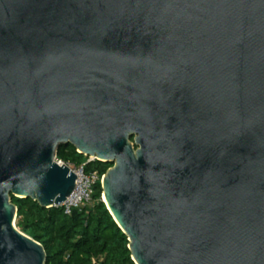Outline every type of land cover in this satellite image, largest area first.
I'll use <instances>...</instances> for the list:
<instances>
[{
    "label": "water",
    "instance_id": "1",
    "mask_svg": "<svg viewBox=\"0 0 264 264\" xmlns=\"http://www.w3.org/2000/svg\"><path fill=\"white\" fill-rule=\"evenodd\" d=\"M72 146L134 264H264V0H0V264H46Z\"/></svg>",
    "mask_w": 264,
    "mask_h": 264
},
{
    "label": "trees",
    "instance_id": "2",
    "mask_svg": "<svg viewBox=\"0 0 264 264\" xmlns=\"http://www.w3.org/2000/svg\"><path fill=\"white\" fill-rule=\"evenodd\" d=\"M58 159L75 165L87 160L71 147H62ZM111 167L96 161L87 172L103 176ZM95 189L90 205L71 216L61 207L43 209L31 199L12 198L18 208L17 228L44 246L46 264H134L127 237L102 201L101 184Z\"/></svg>",
    "mask_w": 264,
    "mask_h": 264
},
{
    "label": "built area",
    "instance_id": "3",
    "mask_svg": "<svg viewBox=\"0 0 264 264\" xmlns=\"http://www.w3.org/2000/svg\"><path fill=\"white\" fill-rule=\"evenodd\" d=\"M87 160L81 165H75L71 163H65L59 159L56 160V164L60 167H67L74 175L77 176L76 187L74 192L67 198V200L61 204V208L64 214L71 216L74 211L82 210L90 205L92 197L95 193V188L102 180V175L97 171L91 173L87 172L88 165L96 162V158L86 157Z\"/></svg>",
    "mask_w": 264,
    "mask_h": 264
},
{
    "label": "rangeland",
    "instance_id": "4",
    "mask_svg": "<svg viewBox=\"0 0 264 264\" xmlns=\"http://www.w3.org/2000/svg\"><path fill=\"white\" fill-rule=\"evenodd\" d=\"M63 147H71V148H73L72 146H63ZM82 157H84V156H82ZM84 159L86 160L87 158L86 157H84ZM95 191H96V189H95Z\"/></svg>",
    "mask_w": 264,
    "mask_h": 264
}]
</instances>
